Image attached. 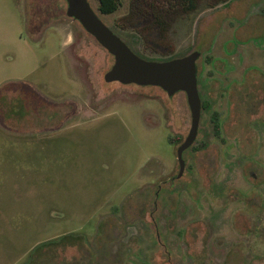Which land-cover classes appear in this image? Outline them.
Here are the masks:
<instances>
[{"label": "rangeland", "instance_id": "374dc122", "mask_svg": "<svg viewBox=\"0 0 264 264\" xmlns=\"http://www.w3.org/2000/svg\"><path fill=\"white\" fill-rule=\"evenodd\" d=\"M118 1L88 3L140 58L200 53L184 171V93L105 83L64 0H0V264H264V0H197L162 40Z\"/></svg>", "mask_w": 264, "mask_h": 264}, {"label": "water", "instance_id": "95a60500", "mask_svg": "<svg viewBox=\"0 0 264 264\" xmlns=\"http://www.w3.org/2000/svg\"><path fill=\"white\" fill-rule=\"evenodd\" d=\"M67 18L77 22L113 58L111 67L104 73L107 84L122 86L157 87L173 97L184 93L191 115L189 132L176 149L179 178L184 171L182 154L193 144L199 126L202 104L197 91V65L200 53L194 51L181 58L167 61H149L136 55L117 35L105 26L90 7L88 0H65Z\"/></svg>", "mask_w": 264, "mask_h": 264}, {"label": "trees", "instance_id": "16d2710c", "mask_svg": "<svg viewBox=\"0 0 264 264\" xmlns=\"http://www.w3.org/2000/svg\"><path fill=\"white\" fill-rule=\"evenodd\" d=\"M98 3V12L102 15H111L118 10L119 1L118 0H95ZM135 1V0H134ZM139 1V0H138ZM163 3H160V0H144L145 4V13L149 14L151 17V28L157 30L159 40L164 39L167 35V29L169 25L166 20H172L173 18L180 19L185 15H188L196 10L197 0H161ZM141 2V1H139ZM164 4V5H163ZM176 6H179L180 9H176ZM130 15L137 16L133 11L130 12ZM163 46V45H162ZM135 53V52H134ZM136 54V53H135ZM137 55V54H136ZM207 62L211 60L210 57H206ZM202 108H205V105H202ZM211 123L213 125L214 135L219 137L221 133L220 123L218 121V113L214 112L210 117ZM170 142H173L170 140ZM72 242H77L82 244L83 238L80 235L72 237ZM56 243V242H52ZM52 243H44L37 246L34 250V253L41 252L44 248L50 247ZM32 257V256H31Z\"/></svg>", "mask_w": 264, "mask_h": 264}, {"label": "flooded vegetation", "instance_id": "af4514ba", "mask_svg": "<svg viewBox=\"0 0 264 264\" xmlns=\"http://www.w3.org/2000/svg\"><path fill=\"white\" fill-rule=\"evenodd\" d=\"M64 2H65V0H64ZM87 34V33H86Z\"/></svg>", "mask_w": 264, "mask_h": 264}]
</instances>
